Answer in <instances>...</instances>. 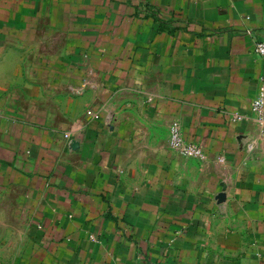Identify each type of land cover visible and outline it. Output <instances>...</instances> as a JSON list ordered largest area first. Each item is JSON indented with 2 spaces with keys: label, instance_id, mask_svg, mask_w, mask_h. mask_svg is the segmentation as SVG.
Masks as SVG:
<instances>
[{
  "label": "crops",
  "instance_id": "1",
  "mask_svg": "<svg viewBox=\"0 0 264 264\" xmlns=\"http://www.w3.org/2000/svg\"><path fill=\"white\" fill-rule=\"evenodd\" d=\"M260 41L264 0H0V264H264Z\"/></svg>",
  "mask_w": 264,
  "mask_h": 264
},
{
  "label": "built area",
  "instance_id": "2",
  "mask_svg": "<svg viewBox=\"0 0 264 264\" xmlns=\"http://www.w3.org/2000/svg\"><path fill=\"white\" fill-rule=\"evenodd\" d=\"M254 53L257 56L264 57V41L256 42L254 45ZM251 113L256 121L260 125H264V92L260 90L251 103ZM87 115L91 116L93 119H98V115L87 112ZM240 120L239 116H235L233 120ZM68 134L64 135L65 139H68ZM169 145L172 150L177 152L180 156L186 159H201L203 157V152L200 147L192 143H188L183 140L178 124L174 123L171 125L169 130ZM222 160V159H220Z\"/></svg>",
  "mask_w": 264,
  "mask_h": 264
},
{
  "label": "water",
  "instance_id": "3",
  "mask_svg": "<svg viewBox=\"0 0 264 264\" xmlns=\"http://www.w3.org/2000/svg\"><path fill=\"white\" fill-rule=\"evenodd\" d=\"M77 146H78L77 142H75V141H71V142H69V147H70L72 150H75V149L77 148ZM220 186H221L222 190H221L220 193L217 194V196H216V198H215L217 204H221V203H223L224 200H225V194H224V191H225V185H224V184H221Z\"/></svg>",
  "mask_w": 264,
  "mask_h": 264
}]
</instances>
